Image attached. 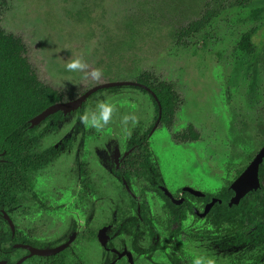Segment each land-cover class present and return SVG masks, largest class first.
Segmentation results:
<instances>
[{
	"label": "rangeland",
	"instance_id": "rangeland-1",
	"mask_svg": "<svg viewBox=\"0 0 264 264\" xmlns=\"http://www.w3.org/2000/svg\"><path fill=\"white\" fill-rule=\"evenodd\" d=\"M240 1L0 0V26L23 40L25 55L40 80L61 89L66 100L98 83L134 80L144 71L170 82L179 95L174 121L168 128L158 125L150 135V148L175 193L185 184L215 193L264 144V12L258 18L251 16L255 8H264V0ZM207 10L214 12L210 22L179 39V30L201 19ZM250 30L256 33L254 42H261L255 99L248 97L244 72L234 67L241 35ZM78 58L88 67L67 70L66 65ZM95 69L101 72L99 78L91 76ZM109 100L116 105L109 124L101 131L84 124L82 138L71 134L75 115L56 129L50 122L38 125L36 133L42 135L38 150L53 145L61 150L56 160L31 174L33 191L50 194L53 204L76 206L72 195L83 192L79 164L86 166V192L123 191L112 171V147L118 145L122 150L136 128H148L155 110L147 94L124 87L88 97L84 114ZM125 115L135 116L136 122L129 119L123 124ZM188 124L199 133V140L175 142L172 136ZM142 185L133 183L132 188L140 191ZM29 196L25 195V207H37ZM185 227L210 228L192 216ZM182 246L191 264L201 255L214 259L215 264H229L231 258L203 236L197 240L186 237ZM91 252L96 255V248ZM163 260L160 255L158 261Z\"/></svg>",
	"mask_w": 264,
	"mask_h": 264
},
{
	"label": "flooded vegetation",
	"instance_id": "flooded-vegetation-1",
	"mask_svg": "<svg viewBox=\"0 0 264 264\" xmlns=\"http://www.w3.org/2000/svg\"><path fill=\"white\" fill-rule=\"evenodd\" d=\"M213 16L214 14L198 31L203 29ZM199 20H202V18ZM255 35L256 33H254L253 38ZM237 47L234 67L236 70L244 72L248 81V97L249 99H255L253 96L258 85V57L255 60L256 66L250 65L248 56L241 62L244 52L239 47V43ZM259 53L260 48H258V56ZM254 67L255 73H253ZM137 78L131 81H136L152 90L147 84L138 81ZM48 86L61 93L62 98L58 102H67L83 95L95 85L70 100L64 98L65 95L61 89L51 85ZM124 87H131L147 94L151 101V97L155 99L150 91L136 85L102 88L88 97L104 90L117 91ZM85 100L78 108L67 113L61 110L56 111L40 123L50 122L52 128L56 129L67 118L75 115L71 134L75 137L80 135L79 137L82 138L85 129L80 117L84 115ZM157 100L155 99L156 102ZM173 121L174 117L170 125L161 121V105L159 102L158 113L155 112L154 122L148 128L144 130L136 128L130 134L122 150L118 145L112 147V171L114 178L121 184L122 192H99L98 194L86 192V190H89L86 166L79 164L78 173L81 175L80 185L83 192H76L72 195L77 199L76 206L68 207V203L53 204L51 202L53 198L50 194L33 191L30 178L28 185L23 175L17 179L15 177L11 178L8 175L7 162L0 160L3 165V175H0V264H90L91 261L95 264H191L192 262L186 258L182 242L186 237L197 240L201 239L202 236L213 247L230 255L229 264H264V223L256 226L249 224V222L241 226L228 223L226 232L221 233L216 229L214 223L205 219L215 203L221 202L217 194L226 185L231 189L230 185L233 180L246 168L255 155L245 166L236 171L232 181H226L215 193L207 190H197L189 184L180 186L179 192L175 193L167 186L164 172L156 161L149 143L150 135L159 124L168 128L173 124ZM39 124L36 125V129L32 133L36 141L35 147L37 151L52 150L53 156L38 171L56 160L61 150L59 145L38 150L42 138L41 134L36 133ZM189 128L197 134L196 138L192 137ZM172 139L177 143L195 142L199 140V133L192 124H188L182 132L174 134ZM147 156L149 157L147 160L152 167L154 166L160 176L159 183H157L158 178L154 176L152 170L146 171L147 168L144 162ZM258 178L260 182L258 189L263 188V190L259 193H255L258 189L247 192L242 198L264 197V178L260 179L259 171ZM11 180L13 181L12 184H10ZM133 183H142L141 190L134 191L132 188ZM185 188L201 192L202 195H196ZM27 193L37 207H25V195ZM233 195L234 191L231 197ZM207 196L208 200L205 201L204 199ZM213 199L215 201L206 214L200 216L206 205ZM30 216H33V219H29ZM188 216L198 220L203 219L210 228L203 231L200 229V231H197V227L186 229L185 222ZM260 220L264 221V215ZM254 228L262 230L258 240L249 238L251 235L250 230ZM221 237H224L225 240H219ZM92 242H94V246L91 245ZM58 247L62 248L55 253L32 252V249L45 251ZM94 248L97 251L96 255L91 252ZM160 255H164L163 262L158 261Z\"/></svg>",
	"mask_w": 264,
	"mask_h": 264
},
{
	"label": "trees",
	"instance_id": "trees-1",
	"mask_svg": "<svg viewBox=\"0 0 264 264\" xmlns=\"http://www.w3.org/2000/svg\"><path fill=\"white\" fill-rule=\"evenodd\" d=\"M251 2L253 0L240 1L241 4ZM263 12L264 8L257 7L251 12V16L258 18ZM213 14L214 12L207 10L202 20L193 21L182 27L178 32V38L193 35ZM254 33V30L243 33L239 47L244 52L241 62L248 56L250 65L256 66L255 60L258 57L260 44L253 41ZM26 51L27 47L20 37L5 31L0 26V160L7 162L8 175L11 178L17 179L23 175L28 185L31 174L43 168L53 156L52 150L37 151L36 141L32 135L36 126L31 128L29 121L48 106L60 101L62 95L39 79L25 55ZM253 70L255 73V67ZM137 80L147 84L155 93L161 105V121L170 125L179 102V95L173 85L162 81L150 72L141 73ZM151 98L157 114L158 104L153 97ZM190 132L192 137H197L191 129ZM145 158L146 171L152 170L159 183L160 176L147 160L149 157ZM2 169L3 165L0 161V175H3ZM259 177L264 178V160L259 168ZM12 182L11 180L10 184ZM262 190L263 188L258 189L255 193ZM232 194L233 191L226 185L217 194L221 202H216L205 218L214 223L219 232H226L228 223L238 224V226L246 222L255 226L264 223L260 220L264 215V197H244L237 205L229 206L228 202ZM204 200L207 201L208 196ZM250 233V239L258 240L262 230L254 228L250 230ZM219 240H225V238L221 237Z\"/></svg>",
	"mask_w": 264,
	"mask_h": 264
},
{
	"label": "water",
	"instance_id": "water-1",
	"mask_svg": "<svg viewBox=\"0 0 264 264\" xmlns=\"http://www.w3.org/2000/svg\"><path fill=\"white\" fill-rule=\"evenodd\" d=\"M127 85H136L141 86L145 88L146 90L150 91V93L154 96L155 99L156 95L152 90H150L147 86L140 84L136 81L131 80H121V81H109V82H102L98 85H95L94 87L87 90L83 95L79 96L78 98L67 101V102H57L54 103L47 108H45L43 111L35 115L33 118L29 121V126L34 127L37 124H39L43 119H45L48 115L56 112V111H63L64 113L70 112L71 110H74L81 106L82 102L93 92H95L98 89L102 88H108V87H114V86H127ZM158 102V100H157ZM159 105V102H158ZM159 116H160V106H159ZM264 160V145L259 149V151L255 154L253 159L250 161V163L246 166V168L233 180L230 187L234 191V195L231 197L229 201V205L237 204L239 200L247 193L253 190H257L260 186L259 178H258V171L259 166ZM186 190L196 194V195H202L201 192L195 191L191 188H185ZM166 193H168L166 191ZM215 199H213L210 203L206 205V208L203 213L200 214V216H204L210 206L214 203ZM62 247H58L51 250H45V251H39L37 249H32V252L36 253H55L59 251Z\"/></svg>",
	"mask_w": 264,
	"mask_h": 264
},
{
	"label": "clouds",
	"instance_id": "clouds-1",
	"mask_svg": "<svg viewBox=\"0 0 264 264\" xmlns=\"http://www.w3.org/2000/svg\"><path fill=\"white\" fill-rule=\"evenodd\" d=\"M88 65L83 61L82 58H78L72 60L70 63L66 65L67 70L69 71H83L86 69ZM85 78L89 75L87 72L84 73ZM101 72L99 69H95L91 72V76L94 78H99ZM116 111V105L112 103L110 100L107 102H99L96 106V110L92 112L85 113L80 117L81 122L85 124L87 127H91L96 129L97 131H101L104 129L106 125L109 124L110 120L113 118V113ZM129 119L136 122L135 116H127L123 117L122 123L127 124ZM193 264H215V260L207 257V256H197Z\"/></svg>",
	"mask_w": 264,
	"mask_h": 264
}]
</instances>
